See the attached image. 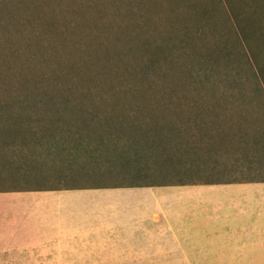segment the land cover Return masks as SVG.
Segmentation results:
<instances>
[{"label":"rangeland","instance_id":"rangeland-1","mask_svg":"<svg viewBox=\"0 0 264 264\" xmlns=\"http://www.w3.org/2000/svg\"><path fill=\"white\" fill-rule=\"evenodd\" d=\"M244 126L264 133V0H0V182L240 176Z\"/></svg>","mask_w":264,"mask_h":264},{"label":"crops","instance_id":"crops-1","mask_svg":"<svg viewBox=\"0 0 264 264\" xmlns=\"http://www.w3.org/2000/svg\"><path fill=\"white\" fill-rule=\"evenodd\" d=\"M240 176L101 186L0 182V264H264V133Z\"/></svg>","mask_w":264,"mask_h":264}]
</instances>
